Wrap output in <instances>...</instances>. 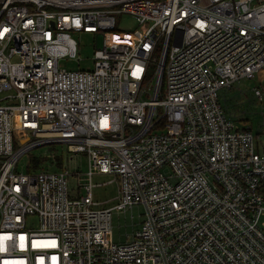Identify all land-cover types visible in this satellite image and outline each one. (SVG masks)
I'll return each mask as SVG.
<instances>
[{
	"label": "built area",
	"instance_id": "1",
	"mask_svg": "<svg viewBox=\"0 0 264 264\" xmlns=\"http://www.w3.org/2000/svg\"><path fill=\"white\" fill-rule=\"evenodd\" d=\"M72 32L103 37L92 70L60 67ZM256 76L264 0H0V264H264V153L220 99ZM45 144L88 154L84 196L79 172L16 171ZM135 205L115 242L113 211Z\"/></svg>",
	"mask_w": 264,
	"mask_h": 264
},
{
	"label": "rangeland",
	"instance_id": "2",
	"mask_svg": "<svg viewBox=\"0 0 264 264\" xmlns=\"http://www.w3.org/2000/svg\"><path fill=\"white\" fill-rule=\"evenodd\" d=\"M118 29L133 30L137 27V22L131 15H121L117 20ZM72 37L78 42V53L76 57L66 56L59 59L60 67L69 70L85 69L92 70L94 67V53L97 47L103 44V37L96 41L92 33L72 32ZM259 88L263 92V99L260 100L254 93ZM220 99L228 115L238 119L245 127H251L257 139L258 151L264 153V79L258 76L252 79H242L229 89L220 91ZM26 139L23 138L22 142ZM67 144H45L35 147L30 152L25 153L19 159L16 171L28 172L32 167L34 158L42 159L40 168L48 171H60L68 169L70 172H79L69 176V187L73 193L84 196L85 185L89 182L85 174L89 171V159L86 152H71ZM66 164H60L61 161ZM113 175L96 174L92 181L96 184L106 183L94 187L93 195L95 200L102 202V207H111L119 203L118 183L111 182ZM71 196V197H72ZM143 205H135L132 208L113 211V239L115 242H124L129 235L140 227L143 221ZM264 220V217H263ZM28 223L32 226L38 225L37 218H29Z\"/></svg>",
	"mask_w": 264,
	"mask_h": 264
},
{
	"label": "trees",
	"instance_id": "3",
	"mask_svg": "<svg viewBox=\"0 0 264 264\" xmlns=\"http://www.w3.org/2000/svg\"><path fill=\"white\" fill-rule=\"evenodd\" d=\"M32 167L30 168L29 171H33V170H36L38 168H40V166L42 165V159L40 158H34L33 161H32ZM264 192V190H262Z\"/></svg>",
	"mask_w": 264,
	"mask_h": 264
}]
</instances>
